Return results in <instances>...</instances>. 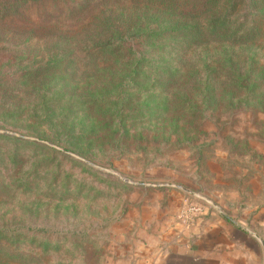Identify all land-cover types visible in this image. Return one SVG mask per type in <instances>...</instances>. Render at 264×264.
Segmentation results:
<instances>
[{"label":"rangeland","instance_id":"rangeland-1","mask_svg":"<svg viewBox=\"0 0 264 264\" xmlns=\"http://www.w3.org/2000/svg\"><path fill=\"white\" fill-rule=\"evenodd\" d=\"M88 1L34 6L28 19L36 24L41 10L86 9ZM239 11L243 21L250 13L247 28L256 18L259 33L247 48L233 50L235 62L249 60L243 83L249 89H234L231 100L229 91L216 89L219 105L182 118L179 134L180 117L161 116L181 108L165 106L183 90L172 89L175 81L154 89L145 67L138 74L146 89H92L110 83L112 55L102 48L93 53L96 66L79 54L69 68H49L58 78L55 89L16 85L48 62L11 51L7 37L16 35L6 32L0 40V135L6 137L0 139V226L26 229L22 247L11 250L16 259L7 256L6 264H156L188 227L182 215L191 207L237 219L264 209V6ZM141 42L129 43L132 52L145 53L153 67L159 62L156 70L178 69L163 63L179 55L170 53L177 41L156 45L165 53ZM62 73L76 89H60L71 82ZM211 82L217 84V75ZM33 108L37 116L28 113ZM56 139L63 148L49 142Z\"/></svg>","mask_w":264,"mask_h":264},{"label":"trees","instance_id":"trees-1","mask_svg":"<svg viewBox=\"0 0 264 264\" xmlns=\"http://www.w3.org/2000/svg\"><path fill=\"white\" fill-rule=\"evenodd\" d=\"M64 1L0 0V40H6V32H13L16 36L11 39L7 37L11 51L18 53L21 50L39 59L38 63L48 62L44 66L39 65L36 77L17 80L16 85L23 84V87H32L30 89H33L32 85L55 89L58 78L55 74L50 76L49 68H69L79 54L86 55L91 64L96 66L93 53L98 50L102 52L100 49L105 48L106 53L112 55L107 63L110 83L102 88L93 85L92 89H146L140 85L142 76L138 72L150 67L154 89H160L162 85L167 89L166 83H162L166 80L176 82L172 89H183L173 93L169 97L171 102L165 105L170 108L172 103L174 109V106L181 104V108L161 114L163 118L174 115L180 117V121H176V134L183 132L182 118H197L201 115L200 106L210 111L212 105H219L216 89L229 91L226 92L229 100L234 89H249L243 85L249 79V60L241 65L235 62L233 55L236 52L233 50L236 47L247 48V44L259 37L255 29L257 21L255 18L253 28L250 29L245 24L250 13L247 15L242 11L245 13L244 21L238 20L236 15L242 6L246 9L255 8L261 3L264 6V0H89L85 5L86 9L79 6L78 9L70 11L41 10L37 12L36 20L32 19L36 24L28 19L32 7ZM90 1L94 3L92 8H89ZM87 9L92 10V15L85 18ZM17 22L25 25L20 27ZM48 22H56L58 26H47ZM136 40L143 41L141 44L150 42V51L157 50L160 53H165V49L157 47V44L165 40L177 41V47H172L170 53L180 52L179 55L175 54L176 59L163 63L169 68L178 66V69L172 73L168 69L156 70L159 62L153 67L146 60L145 53L132 52L129 43ZM36 41L44 44L38 45ZM117 65L119 67L115 70ZM88 68L86 66V70ZM213 75H217L215 86L211 82ZM62 76L61 80L71 81L68 80L71 77L63 73ZM60 89L76 87L71 81L65 82ZM22 100L23 98L20 99ZM28 113L37 116L34 108ZM158 122L163 125L161 120ZM5 138L0 135V139ZM49 142L63 148L58 139ZM164 144L169 147L172 141H164ZM205 145L203 143L201 147L204 148ZM55 148L50 147V151ZM64 150L72 152L69 148ZM14 228L16 227L9 224L0 226V257L4 256L0 264L9 261L7 256L16 259L11 250L22 247L21 239L25 238L23 233L26 229L24 226Z\"/></svg>","mask_w":264,"mask_h":264},{"label":"crops","instance_id":"crops-1","mask_svg":"<svg viewBox=\"0 0 264 264\" xmlns=\"http://www.w3.org/2000/svg\"><path fill=\"white\" fill-rule=\"evenodd\" d=\"M245 218L198 217L156 264H264V209Z\"/></svg>","mask_w":264,"mask_h":264},{"label":"built area","instance_id":"built-area-1","mask_svg":"<svg viewBox=\"0 0 264 264\" xmlns=\"http://www.w3.org/2000/svg\"><path fill=\"white\" fill-rule=\"evenodd\" d=\"M203 213V209L200 208L199 206L197 207H191L190 209H188L186 212L183 213V222L186 226L192 225L195 223V220L202 216Z\"/></svg>","mask_w":264,"mask_h":264}]
</instances>
